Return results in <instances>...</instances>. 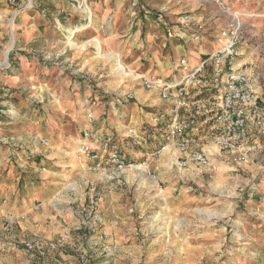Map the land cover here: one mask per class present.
Listing matches in <instances>:
<instances>
[{
  "label": "rangeland",
  "instance_id": "374dc122",
  "mask_svg": "<svg viewBox=\"0 0 264 264\" xmlns=\"http://www.w3.org/2000/svg\"><path fill=\"white\" fill-rule=\"evenodd\" d=\"M95 1L88 2L94 23L76 32V47L68 43L69 29L87 23L89 18L71 0H36V8L28 14L27 30L18 33V48L35 63L24 71L21 84L0 99L5 101L0 103L4 111L0 115V145L9 149V159L11 152L23 151L21 147L33 150L27 168L15 165L21 174L19 189L25 190L29 180L47 189L49 196L33 206L47 209L52 218L46 224L55 220L64 224V229L72 220V210L90 199L103 200L109 208L113 203L114 212L124 223L114 232L107 229L123 251L105 257L112 250L107 242L108 250L97 252L100 260L108 259L104 264H264V139L258 140L246 163L215 157L211 168L195 169L197 176L177 183L151 178L142 159L121 175L104 173L78 159L87 110L143 89L135 77L146 69L133 67L139 56L131 52L135 42L145 49L151 43L159 48L164 39L156 22L136 25L137 14H150L143 0H100L98 11L92 5ZM145 1L150 10L164 12L168 20L184 14L197 19L199 10L226 20L219 41L234 14L250 15L244 17L248 34L238 62L252 67L264 105V0H227L228 13H217L212 0ZM199 3L203 5L198 10ZM108 5L112 10L105 11ZM137 29L143 30L141 37ZM150 31L157 35L154 42L147 41ZM167 37L173 38L168 33ZM16 41L17 37L9 53L16 49ZM170 51L168 43L164 52ZM9 55L10 60L6 55L4 61H9L5 67L10 72L14 60L12 53ZM178 56L173 55L170 67H175L181 58ZM118 58L125 69L119 68ZM76 92L85 99L77 100ZM41 139L48 144H40ZM125 147L131 153V146ZM36 157L44 159L36 166L38 170L32 166ZM165 190L171 197H162ZM107 220L109 227L114 218Z\"/></svg>",
  "mask_w": 264,
  "mask_h": 264
},
{
  "label": "built area",
  "instance_id": "2783aa9c",
  "mask_svg": "<svg viewBox=\"0 0 264 264\" xmlns=\"http://www.w3.org/2000/svg\"><path fill=\"white\" fill-rule=\"evenodd\" d=\"M71 1L82 12L90 0ZM212 1L217 13L230 11L227 0ZM0 2L13 8L14 16L33 10L37 5L36 0ZM149 12L169 37L184 31L194 43L204 42L205 25L195 16L184 14L177 23H172L164 12ZM239 13L232 16L229 29L221 36L219 48L202 54L195 64L187 56L177 61L178 77H165L156 71L141 72L135 77L144 90L158 93L166 104L165 109L151 116L152 132L147 130V122L139 119H132L124 133L108 129L104 119L103 131L99 132L95 111L88 109L81 129L78 159L94 164L95 169L104 173L121 175L137 163L126 151L125 146L130 145L139 149L137 151L142 153L145 162L171 146L177 150L173 164L182 170L209 169L215 157L229 163H246L258 140L264 139V105L260 103L252 67L238 62L248 34L244 17L250 16ZM120 98L136 101L131 92ZM39 143L47 145L48 141L41 139ZM21 148V154L11 152L9 156L12 164L27 168L33 150L30 146ZM152 178L158 180L157 175ZM11 203L10 193H4L2 208ZM72 214L75 224L53 239L30 236L23 231L19 220H25L26 213H21L18 221L0 215V224L4 233L12 236L18 247L27 253L29 264H95L98 250L102 249V253L108 250L109 238L99 200L90 199L86 205L72 210ZM62 253L68 258L61 257Z\"/></svg>",
  "mask_w": 264,
  "mask_h": 264
},
{
  "label": "crops",
  "instance_id": "0c3cea01",
  "mask_svg": "<svg viewBox=\"0 0 264 264\" xmlns=\"http://www.w3.org/2000/svg\"><path fill=\"white\" fill-rule=\"evenodd\" d=\"M48 1L50 3L58 2V0ZM143 2H145V4H143L148 11L155 12L150 10L152 7L148 3H146L145 0H143ZM100 4L102 5V2L100 0H96L94 3L92 2V5L94 6V9L96 11L100 9ZM202 5V3H199V6L197 5V9L199 10V7H201ZM115 7H117V3H115ZM107 10H112L111 5L106 6L105 11ZM13 12V8L9 7L5 3L0 2V99L8 96L9 92L11 91L10 88L16 87L18 84H21V82L23 81V79H21V76H23L24 71L26 69H32L33 66L31 67V65H34L35 63L32 57L26 54V51H22V48H18V33L20 29L26 28L27 30L29 20L31 19V16L28 15L30 11H24L19 16H14ZM214 16V14L200 10L196 15L197 20L202 21L205 25V40L203 43H201L203 45H201L189 40V35L184 31L176 33L175 37L168 39L166 30L159 25L154 15L142 13L138 17L137 14L134 18V20L138 18L136 20V25H141V23L144 22H147L149 24L156 22L157 25L155 26H159L164 31V39L162 40L159 48H155L154 43H151L150 47H147L145 49L144 45H139L138 42H135L136 44L134 45V47H132L131 52H136V54L138 53L139 56L138 59L134 60L133 67L138 68L140 66H143L144 69H146L145 72L156 71L157 73L165 77H178L180 73L177 72L176 65L177 61L179 60L177 59L179 56H187L191 60V62L195 64L202 54H207L208 52L219 48V46L221 45L218 37L222 29L224 28V25L227 24V21ZM34 17H36V15ZM178 20L179 18L177 17L169 21L172 23H177ZM135 32L136 34H139V37H141L143 34L142 29H137ZM156 36L157 35L154 31H150L147 41L154 42ZM16 37L17 47L10 52L13 56L12 59L14 60V65L9 72L5 67L9 65L8 60H10V50L8 49H11L9 46L11 45V40L13 38L16 39ZM184 40L187 41L184 43ZM168 43L170 44L171 51L169 52V54H166L164 52V48L167 47ZM201 47H203V50L200 49ZM177 53H179V56L176 58V65L175 67H170L169 63L174 60L173 55ZM6 55L8 56L7 62L4 61L6 60ZM30 58L31 60H29ZM10 67H12V65ZM144 92H146L147 94H144ZM133 94L136 97V101L134 102H128L126 100L118 98L112 99L107 103L99 102L96 106L93 107L97 119V131H103L102 121H104V119L107 120L108 129L116 130L119 133L125 132L128 124L132 119H139L142 122H147V130H150L151 132L153 131V128L150 127L151 125H153V123L150 121L151 116L156 111L165 109V102L159 97L158 93L154 91H144V89H141ZM75 95L77 100H82L83 98L85 99V97L80 92H76ZM4 102L5 101L2 100L0 101L1 104H3ZM3 112L4 111L0 108V115H2L1 113ZM82 124L84 125L85 121ZM131 149V153L129 152V154L131 155L130 158L135 157L137 162L139 159H142V161H144V159L141 158V152L138 153L135 148ZM8 151L9 149L7 148V146L5 147L0 145V215H3V218L14 219L18 221L19 215L21 213H26V219L21 221L19 220L23 231L28 233L30 236L40 235L49 239L56 238L57 236L62 234V232L67 227L64 229V224L55 220H52L50 225L46 224L48 218H52V216L49 215L47 209L44 210L45 208H42L40 206H33V204L36 203L35 201H42V199L45 200V198L49 196V192L47 191V189L45 190L42 187L35 186L36 182L34 180H29L30 183L26 184V189L20 190L19 181L21 178V174L20 172H18V170L15 169V165L12 164V161L8 158ZM176 152L177 150L175 148L167 146L160 152L158 156L150 159L148 162L144 161L143 164L148 167V172L151 174L150 177L152 178L153 175H157L158 182L170 183L175 181L177 183L179 181H184L185 179L189 180L190 178H194V176H197L193 173V169L182 170L173 164V160L177 155ZM21 153L22 152H18V154ZM138 157L139 159H137ZM43 162V158L39 159L38 157H36V160H33L32 166H39L43 164ZM34 170H38L37 167ZM22 171L24 172V170ZM29 184H31L30 187L28 186ZM6 192L10 193L12 203L9 207L3 209L1 204L2 197ZM166 195H168V192L165 190V193L164 195H162V197H171V194L169 196ZM115 208L116 207H114L113 203L110 204V208L106 205V203L103 202V200L100 203V214L104 218L105 228L107 231V228H111V230L114 232V228L119 229L117 225L124 223V218H120L118 212H114ZM71 218L72 220L70 221V223H68V226L74 225L76 222L74 217ZM112 218H114V220H112L111 222L112 225H109L108 227L107 223H110V221H108L107 219L111 220ZM64 220L66 222V219ZM45 228L46 231H43ZM109 234L110 239L108 241V246L112 250H110L109 254H106L105 257L107 258H109L111 254H115L118 251H123L122 248L118 246L117 240H115L114 235L111 232H109ZM61 257L68 258L67 255L63 253L61 254ZM102 260H100L99 258L96 259L95 264L108 263V259H105L104 262H102ZM0 264H29V257L27 253L21 246L18 247V244H16L12 236L4 233L2 224H0Z\"/></svg>",
  "mask_w": 264,
  "mask_h": 264
},
{
  "label": "bare ground",
  "instance_id": "6f19581e",
  "mask_svg": "<svg viewBox=\"0 0 264 264\" xmlns=\"http://www.w3.org/2000/svg\"><path fill=\"white\" fill-rule=\"evenodd\" d=\"M81 11H84V13L88 16L89 21L87 23H84V24L79 25V26L75 25L76 27L69 29L68 43L71 46H75V47L78 45V43H76V41H74V37H75L76 32H79V31H82L85 29L87 30V28L94 23V17H93L94 13H93L92 7L89 4L87 7L83 8ZM14 38L11 40V45H9L10 48L13 46V44L15 42ZM8 50H10V49H8ZM118 61L120 62V58H118ZM119 68L122 70L125 69L124 65H122L121 62H120ZM125 72L128 73V70H126ZM72 153H74V152H72Z\"/></svg>",
  "mask_w": 264,
  "mask_h": 264
}]
</instances>
